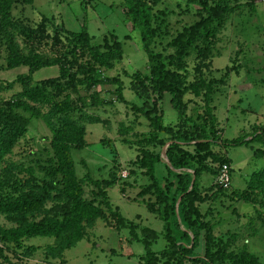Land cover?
Returning <instances> with one entry per match:
<instances>
[{
  "label": "trees",
  "instance_id": "16d2710c",
  "mask_svg": "<svg viewBox=\"0 0 264 264\" xmlns=\"http://www.w3.org/2000/svg\"><path fill=\"white\" fill-rule=\"evenodd\" d=\"M206 1L211 4L200 3L204 15L183 26L174 36L168 32L165 20L168 13L159 8L163 0H120L119 3L130 30L138 32L140 49L146 57V74L141 76L137 71L131 75L133 93L145 98L148 93H165L178 115V122L173 126H162L161 115L154 114V105L149 107L144 102L140 108L131 104L129 107L147 123V134L140 136L138 143L159 149L169 143L165 148L169 166L160 161V150L137 151L142 157L140 160L136 156L134 164L135 172L143 170L141 175L149 181L139 195L148 194L153 198L146 208L161 222L160 232L155 233L129 222L117 207L107 203L101 185H113L114 180L108 183L88 177L77 179L71 157V151L86 146V125L95 123L84 109L102 104L97 101L93 89L114 86L117 102L126 105L121 95V82L105 75L121 62V43L112 33L93 42L84 27L72 33L53 25L52 18L44 15L38 16L37 21L17 18L12 14L14 9L31 6L33 0H0V52L4 54L5 63L0 70L26 68L25 74L17 75L10 82H0V93L15 91L8 98L0 96V218L6 223L0 224V264H18L20 258L31 256L36 248L25 247L23 243L33 237L53 239V245L45 249V256L63 264L62 252L81 240L87 241L88 230L97 222L117 232L125 230L128 241L141 245L143 253L138 257V264H257L245 247L239 250L229 244V239L233 241L235 236L230 235L225 243L221 242V237L217 239L213 235V224L205 221V214L201 215L196 206L204 202L206 191H213L212 197L217 200L223 198L250 204L255 203L256 193H264V167L251 172L244 191L232 190L230 185L222 189L214 183L221 165L228 167V176L232 169L225 153L211 151L220 138L210 105L211 87L213 84L223 86V79L207 82L203 86L201 114L193 120L185 117L187 101L183 98L187 92L198 89L196 83L187 82L186 60L190 52L194 50L197 54L194 59L204 62L210 45L229 16L235 17L236 13V24L244 28L250 26L251 17L240 15L242 11L248 7L249 16L255 12L250 5L252 0L243 5L240 0ZM156 45L160 46L159 52H155ZM168 50L171 52L167 53ZM240 54L238 50L234 53L236 59ZM48 67L57 69L55 77L32 80L34 72ZM224 71L226 76L228 68ZM31 117L43 123L49 138L42 149L44 159L24 167L11 161L8 155L25 140ZM245 137L249 138L247 143L257 142L263 149L264 125ZM244 143L242 138L235 137L221 141L220 145L240 147ZM262 149L255 150L258 157L264 155ZM158 163L163 167V176L157 175L155 166ZM201 175L214 179L203 189V197L198 195ZM84 184L97 189L91 196L94 198L83 197ZM260 206L264 207V203ZM158 237L164 246L154 252L151 246ZM201 237L203 255H196L194 250ZM11 248L22 251L11 253L16 261L8 258Z\"/></svg>",
  "mask_w": 264,
  "mask_h": 264
},
{
  "label": "rangeland",
  "instance_id": "374dc122",
  "mask_svg": "<svg viewBox=\"0 0 264 264\" xmlns=\"http://www.w3.org/2000/svg\"><path fill=\"white\" fill-rule=\"evenodd\" d=\"M202 1L211 4L206 0H163L159 8L168 13L165 20L171 36L204 15L200 6ZM246 1L250 0H240V4L243 5ZM119 3L120 0H33L31 6L14 9L12 14L29 21H37L38 16L44 15L52 18L53 25L61 26L72 33L84 27L88 35L92 36L93 42L112 33L121 43L122 60L105 75L121 82V95L126 105L117 102L113 93L114 86L104 85L93 89L97 94V101L103 105L84 109L85 114L94 119L95 123L86 125L84 138L86 146L71 151V157L77 179L88 177L108 183L114 180L113 185H101L107 203L117 207L129 222L159 233L161 222L146 208L153 198L148 194L139 195L149 181L141 175L140 172H144L143 170L135 172L134 164L137 162L136 156H139L140 160L142 157L137 151L160 150V153L164 146L155 149L150 144L138 143L139 137L147 134V123L141 115L133 114L129 107L135 105L140 108L144 102L149 107L154 105L156 109L154 114L161 115L162 126L167 124L173 126L178 122V115L170 105L169 95L165 93L161 95L148 93L146 98L133 93L131 75L137 71L141 76L146 74V57L140 49L138 32L130 30V24L124 18ZM250 5L255 10L254 15L247 14L248 7L240 14L251 17L250 26L239 28L235 13V17L229 16L225 21L223 29L210 45L209 54L204 62L194 59L197 58L194 50L190 52L186 60L187 82L196 83L198 89L194 88V94L187 92L183 98L187 101L185 117L189 116L193 120L202 111L203 86L209 81L223 79V86L213 84L211 87L210 105L214 109L220 137L211 151L225 153L230 160L232 168L229 176L230 188L238 191H244L245 182L249 180L251 172L264 167V155L258 157L255 153V150L262 147L257 142L247 143L249 138L245 137L264 125V0H252ZM124 36H128V39ZM164 43L165 41L162 45ZM154 48L155 52L160 51L159 45ZM237 50L241 52L238 59L234 56ZM4 64V54L0 52V67ZM225 67L229 72L226 76ZM25 73L24 67L0 70V82H10L17 75ZM56 75L57 69L48 67L37 70L31 78L36 82ZM13 92L15 91H2L0 96L5 99ZM80 95H83V92H80ZM24 115L28 117L27 114ZM183 118H180V121ZM235 137L242 138L245 141L244 145L240 147L220 145L221 141L233 140ZM48 138L49 133L43 123L31 117L25 140L12 149L8 158L24 167L33 166L37 161L44 159L42 149L46 146ZM159 157L162 162L161 153ZM155 167L157 175L163 176L161 163ZM130 171L135 173L129 174ZM213 180L211 176L201 175L198 179L200 188L198 195L201 194L203 197V189L209 187ZM94 188L84 184L83 197L94 198L91 197L97 191ZM206 193L204 202L196 206L201 215L205 214V221L213 224V235L217 239L221 237L219 239L222 243L227 242L230 235L235 236L233 241L232 239L228 241L229 244L232 243V247L239 250L245 247V251L256 259L257 264H264V207L260 206L264 203V193H256L254 204L230 202L223 198L217 200L212 197L213 191ZM0 224L6 225L2 218ZM88 231L87 241L81 240L74 247L62 252L63 264H138V257L143 253L142 247L135 241H128L129 236L125 230L117 232L102 222H97ZM138 237L141 238V235ZM53 243V239L44 237L24 240L25 247L34 246L36 251L27 259L20 258L22 260L18 264H57L58 260L46 258L44 253ZM163 246V241L158 237L151 250L157 252ZM203 247L204 240L201 237L197 249L194 250L195 254L203 255ZM9 250L8 258L11 261H16L11 253L22 252L21 249Z\"/></svg>",
  "mask_w": 264,
  "mask_h": 264
},
{
  "label": "built area",
  "instance_id": "2783aa9c",
  "mask_svg": "<svg viewBox=\"0 0 264 264\" xmlns=\"http://www.w3.org/2000/svg\"><path fill=\"white\" fill-rule=\"evenodd\" d=\"M214 183L222 189H227L229 187L230 180L228 176V167L226 165H221L219 167Z\"/></svg>",
  "mask_w": 264,
  "mask_h": 264
},
{
  "label": "water",
  "instance_id": "95a60500",
  "mask_svg": "<svg viewBox=\"0 0 264 264\" xmlns=\"http://www.w3.org/2000/svg\"><path fill=\"white\" fill-rule=\"evenodd\" d=\"M169 143H167L162 149H161V156L163 157V163H165L166 164V166H169L168 165V162H167V160H166V158H165V148H166V146L168 145ZM192 181H193V178H191V182L190 183H192Z\"/></svg>",
  "mask_w": 264,
  "mask_h": 264
}]
</instances>
